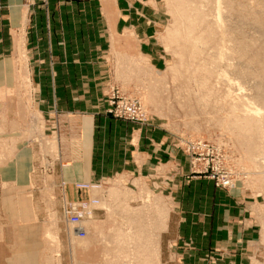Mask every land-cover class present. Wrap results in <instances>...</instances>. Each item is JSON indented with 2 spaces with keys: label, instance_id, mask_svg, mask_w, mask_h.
Listing matches in <instances>:
<instances>
[{
  "label": "rangeland",
  "instance_id": "1",
  "mask_svg": "<svg viewBox=\"0 0 264 264\" xmlns=\"http://www.w3.org/2000/svg\"><path fill=\"white\" fill-rule=\"evenodd\" d=\"M120 1L132 26H116V41L130 43L110 58L108 114L116 118L113 96L121 107L126 99L142 120L116 119L173 140L178 185L165 177L161 192L132 191L102 182L97 192L84 190V200H67L60 170L74 158L76 139L66 145L49 112L33 107L20 64L19 90L0 91V264H161L159 237L176 193L186 217L208 213L213 201L220 228L239 226L246 246L216 257L218 264H264V0ZM92 199L78 236L68 207ZM182 231L173 250L164 238L162 264L216 261L197 254L198 231Z\"/></svg>",
  "mask_w": 264,
  "mask_h": 264
},
{
  "label": "crops",
  "instance_id": "2",
  "mask_svg": "<svg viewBox=\"0 0 264 264\" xmlns=\"http://www.w3.org/2000/svg\"><path fill=\"white\" fill-rule=\"evenodd\" d=\"M122 7L120 0H0V91L19 90V67L25 64L33 107L49 112L47 120L58 127L66 145L76 139L74 158L60 170L69 201L86 198L87 193L76 188L80 183L119 184L132 191L148 186L161 192L166 177L178 185L173 140L164 143L156 128L108 114L107 93L114 84L110 58L130 43L115 39L116 26H132ZM64 119L74 125L67 127ZM63 153L67 156L66 148ZM177 199L176 193L167 231L159 237L161 264L164 238L169 250L177 248L185 240L182 227L198 231L195 249L203 257H221L246 246L239 242L238 225L235 230L219 227L213 201L208 213L195 211L186 217Z\"/></svg>",
  "mask_w": 264,
  "mask_h": 264
},
{
  "label": "built area",
  "instance_id": "3",
  "mask_svg": "<svg viewBox=\"0 0 264 264\" xmlns=\"http://www.w3.org/2000/svg\"><path fill=\"white\" fill-rule=\"evenodd\" d=\"M127 104L124 106H119L116 103V96H113L111 99L112 109L109 111L110 114L115 116L116 118L126 119L129 121L140 122L142 120V114L140 110L136 106H131L129 101L126 100ZM133 101V100H132ZM101 183H80L76 185L77 189L80 190H88L90 192H97L102 188ZM98 202L95 199L91 201H80L71 203L67 210V219L71 226L74 227V231L78 236L85 235V224L89 220H91V215L94 211V206Z\"/></svg>",
  "mask_w": 264,
  "mask_h": 264
},
{
  "label": "bare ground",
  "instance_id": "4",
  "mask_svg": "<svg viewBox=\"0 0 264 264\" xmlns=\"http://www.w3.org/2000/svg\"><path fill=\"white\" fill-rule=\"evenodd\" d=\"M218 1H219V0H218ZM218 1H217V3L219 4L220 1H219V2H218ZM219 5H220V4H219ZM220 8H221V7H220ZM221 10H222V9H221ZM218 11H219V9H218ZM217 14H218V16H220V13H219V12H217ZM221 15H222V13H221ZM216 16H217V15H216ZM223 16H224V15H223ZM218 18L220 19V17H218ZM213 20H214V18H213ZM217 20H218V19H217ZM217 20H216V21H217ZM223 20H224V19H223ZM214 21H215V20H214ZM219 21H220V20H218V22H219ZM211 23H212V22H211ZM216 23H217V22H216ZM222 23H223V22H222ZM217 24H218V23H217ZM219 24H220V22H219ZM219 24H218V25H219ZM214 25H215V24H214ZM216 26H217V25H216ZM220 26H221V25H220ZM221 27H222V26H221ZM226 27H227V26H226ZM220 29H221V28H220ZM221 31H222V30H221ZM222 37H223V36H222ZM222 39H223V38H222ZM222 42H223V41H222ZM193 43H195V41H194ZM220 73H221V72H220ZM226 74H227V73H225V75L223 74V72L221 73L222 77H223V76H224V77H225V76L228 77V75H226ZM210 77H211V76H210ZM224 77L222 78V80L225 79ZM225 80H227V78H226ZM223 81H224V80H223ZM259 96H260V95H259ZM248 109H249V108H248ZM259 110H260V109H259ZM245 111H246V112L249 111L248 113H249L250 115H252V114H256V113L259 114V115L261 114V113H259L260 111H258V109H254V110H251V109H250V110H245ZM252 111H253V112H252ZM259 115H258V116H259ZM261 115H262V114H261ZM245 116H246V115H245ZM249 119H250V118H249ZM252 119H253V118H252ZM254 122H255V121H254ZM251 123H252V122H251ZM32 124H33V123H32ZM249 124H250V121H249Z\"/></svg>",
  "mask_w": 264,
  "mask_h": 264
}]
</instances>
